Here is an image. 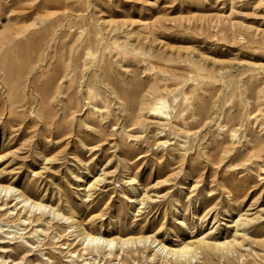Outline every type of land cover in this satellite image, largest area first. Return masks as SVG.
<instances>
[{
  "label": "rangeland",
  "instance_id": "1",
  "mask_svg": "<svg viewBox=\"0 0 264 264\" xmlns=\"http://www.w3.org/2000/svg\"><path fill=\"white\" fill-rule=\"evenodd\" d=\"M0 185V264H264V0H0Z\"/></svg>",
  "mask_w": 264,
  "mask_h": 264
},
{
  "label": "bare ground",
  "instance_id": "2",
  "mask_svg": "<svg viewBox=\"0 0 264 264\" xmlns=\"http://www.w3.org/2000/svg\"><path fill=\"white\" fill-rule=\"evenodd\" d=\"M160 109L163 111V112H165L164 110H163V106H158V105H156V106H154L151 110L153 111V112H157V111H160ZM1 186V185H0ZM3 187V186H2ZM5 189H6V187H4ZM23 199H25L24 197H23ZM85 236H86V238L87 239H90L91 241H94V240H104V241H106L107 243H112L114 240L112 239V238H104V237H102L101 235H92V234H90V233H86L85 234ZM130 239H126V240H122V242H128ZM206 244V246L207 247H211V246H214V245H211V244H209V243H205ZM223 243H219V244H215L216 246H220V245H222ZM194 249V247H192L191 245H189L188 243H185V244H183V245H181L180 247H178V248H175V249H172V250H169V252H171V253H174V254H178V255H185V254H188V253H190L192 250Z\"/></svg>",
  "mask_w": 264,
  "mask_h": 264
}]
</instances>
